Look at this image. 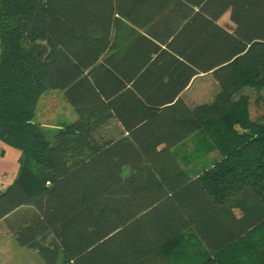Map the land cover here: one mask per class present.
I'll return each mask as SVG.
<instances>
[{
    "label": "trees",
    "instance_id": "1",
    "mask_svg": "<svg viewBox=\"0 0 264 264\" xmlns=\"http://www.w3.org/2000/svg\"><path fill=\"white\" fill-rule=\"evenodd\" d=\"M126 23L144 32L121 53ZM0 48V141L21 153L0 224L22 212L19 246L171 264L193 230L209 261L244 245L264 264V0H0ZM52 90L77 120L50 136L36 114ZM199 134L211 162L192 178L172 150Z\"/></svg>",
    "mask_w": 264,
    "mask_h": 264
},
{
    "label": "rangeland",
    "instance_id": "2",
    "mask_svg": "<svg viewBox=\"0 0 264 264\" xmlns=\"http://www.w3.org/2000/svg\"><path fill=\"white\" fill-rule=\"evenodd\" d=\"M137 34L138 32L130 25L124 24L117 32V43L121 50H124ZM200 82L197 81L194 86L197 99L200 97L198 94ZM262 114H264V105H253V118H259ZM74 119L75 113L68 104L64 92L52 90L41 98L36 120L45 126L50 136L61 127L72 123ZM103 131L109 136L119 134L120 128L114 123L105 127ZM177 154L180 156L184 167L191 169L194 173L211 162L212 155L207 154L205 139L201 134L192 137L183 146L177 148ZM20 156L21 153L18 149L0 141V190L7 189L18 179ZM21 215L22 212L10 216L0 224V264H45L37 251L19 246L13 235L12 227L17 226V219ZM167 253L174 264H233V262L251 264L250 257H252L249 247L243 245L209 261V256L192 233L185 234L171 244L167 248Z\"/></svg>",
    "mask_w": 264,
    "mask_h": 264
},
{
    "label": "crops",
    "instance_id": "3",
    "mask_svg": "<svg viewBox=\"0 0 264 264\" xmlns=\"http://www.w3.org/2000/svg\"><path fill=\"white\" fill-rule=\"evenodd\" d=\"M226 18V19H225ZM226 20V21H225ZM227 22V23H225V22ZM220 23L222 24V25H226V26H228V27H230L231 26V22H230V13H227L222 19H221V21H220ZM127 24V23H126ZM128 25H130V24H128ZM131 26V25H130ZM132 27V26H131ZM133 28V27H132ZM134 29V28H133ZM136 31V30H135ZM138 33H143L144 31H137ZM119 45V44H118ZM119 49H120V52L121 53H124L125 52V50L127 49V47L124 49V50H121V48H120V46H119ZM202 77H199V78H197L194 82H193V84H192V86L187 90V91H185V94L186 93H189V92H191L192 91V88L197 84V81L198 80H200ZM68 102V101H67ZM68 104L70 105V103L68 102ZM71 106V105H70ZM71 108L73 109V107L71 106ZM73 111H74V109H73ZM74 113H75V119H74V121H76L77 120V114H76V112L74 111ZM73 121V122H74ZM117 124V126L120 128V133L118 134V135H120V134H122V128L120 127V125L117 123V121H112L110 124H108L107 126H110L111 124ZM106 126V127H107ZM190 140V139H189ZM179 147H181V145L180 146H178L177 148H179ZM177 148H175V149H173L172 150V154L176 157V158H178V160H179V162L181 163V165H182V168L190 175V177H195V175L197 174V171H195V173L194 172H192L191 171V169H188V168H185L184 167V165H183V163H182V160H181V158H180V156L177 154ZM188 233H192L193 234V236L195 237V239L198 241V243L200 244V245H202V243H201V241L199 240V238L197 237V235L195 234V232L193 231V230H190V231H188V232H186V233H184V234H182L181 236H180V238L182 237V236H184L185 234H188ZM202 247L204 248V246L202 245ZM167 248L168 247H166L165 249H164V251H165V254H166V257H167V259H168V261L171 263V264H174V262L170 259V257H169V255H168V253H167ZM205 250V249H204ZM206 253V252H205Z\"/></svg>",
    "mask_w": 264,
    "mask_h": 264
},
{
    "label": "water",
    "instance_id": "4",
    "mask_svg": "<svg viewBox=\"0 0 264 264\" xmlns=\"http://www.w3.org/2000/svg\"><path fill=\"white\" fill-rule=\"evenodd\" d=\"M39 54L42 55V51Z\"/></svg>",
    "mask_w": 264,
    "mask_h": 264
}]
</instances>
